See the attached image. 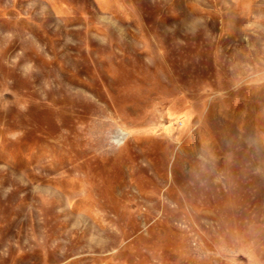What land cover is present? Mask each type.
<instances>
[{"label":"rangeland","instance_id":"374dc122","mask_svg":"<svg viewBox=\"0 0 264 264\" xmlns=\"http://www.w3.org/2000/svg\"><path fill=\"white\" fill-rule=\"evenodd\" d=\"M0 264H264V0H0Z\"/></svg>","mask_w":264,"mask_h":264}]
</instances>
